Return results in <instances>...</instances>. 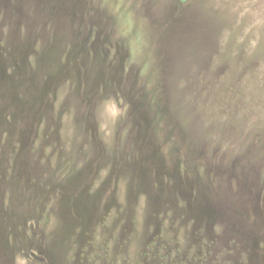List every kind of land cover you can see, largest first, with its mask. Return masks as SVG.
<instances>
[{
  "label": "rangeland",
  "instance_id": "rangeland-1",
  "mask_svg": "<svg viewBox=\"0 0 264 264\" xmlns=\"http://www.w3.org/2000/svg\"><path fill=\"white\" fill-rule=\"evenodd\" d=\"M141 80L204 223L158 213ZM231 164L255 197L216 238ZM263 193L264 0H0V264H264Z\"/></svg>",
  "mask_w": 264,
  "mask_h": 264
},
{
  "label": "trees",
  "instance_id": "trees-1",
  "mask_svg": "<svg viewBox=\"0 0 264 264\" xmlns=\"http://www.w3.org/2000/svg\"><path fill=\"white\" fill-rule=\"evenodd\" d=\"M57 25L64 26L65 22L56 18L52 28L45 32L48 34L47 38L49 41H52L53 38L56 37L55 31L57 30L55 29ZM170 83V81H156V83H154L149 80H141L138 82L139 95L141 94L143 100L141 110L147 115L151 123L146 134H150L153 141L157 140L158 142L157 146H155V144L154 148L151 150V157L155 156L156 152V193L161 196L160 206H157V204L156 206L158 209L160 207L163 209L162 214L161 212L158 213L162 215L164 219H183L188 222L200 221L204 223L206 214L203 213L201 205L202 200L201 198L196 200L197 197H194L195 194H193L189 186L191 176L187 173V169H190L191 166L193 170V163L195 164L196 159L188 156L187 151L183 147L174 144L171 130H163L162 136H159L158 133V129L162 130V120L158 115L160 109L163 107L161 90L163 85L165 88H168L167 85H170ZM177 87H180V85L178 84ZM185 101L186 100H183V102ZM160 155L162 157H160ZM231 163H233V161ZM233 164H231V167H228L230 170L227 169L226 174L228 175V180H224L220 183L221 190L218 192V194H220L219 200H217L216 204L211 206L209 210L213 217L218 220L217 223L214 224V226L218 228V233L215 235L213 232L214 236L218 234L219 237L216 238L221 237L224 228L228 230L233 228L234 231L235 229L240 230L241 222L238 215L242 209V205L255 197L251 191L249 176L243 175L245 178L242 177L239 179ZM240 171H243V169L241 168ZM186 177L189 179L185 180ZM194 201H196L195 205H193ZM230 249L231 248H227L225 251L229 252L231 251Z\"/></svg>",
  "mask_w": 264,
  "mask_h": 264
}]
</instances>
